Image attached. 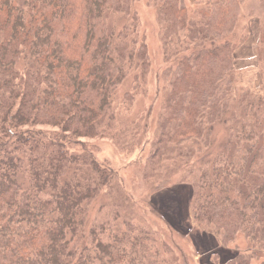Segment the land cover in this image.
I'll use <instances>...</instances> for the list:
<instances>
[{
	"label": "trees",
	"instance_id": "1",
	"mask_svg": "<svg viewBox=\"0 0 264 264\" xmlns=\"http://www.w3.org/2000/svg\"><path fill=\"white\" fill-rule=\"evenodd\" d=\"M136 1L0 0V264H156L152 233L133 222L126 198L113 196L110 217L77 246L87 205L103 190L111 197L116 176L91 153L65 147L119 136L114 95L131 69L144 75L149 62ZM146 1L156 6L164 60L175 58L163 71L164 108L145 160L154 172L167 158L186 164L193 146L208 147L214 124L226 122L236 23L242 13L264 21V0H207L191 15L180 0ZM108 15L131 17L109 27ZM245 109L258 112L263 101ZM255 115L229 135L233 157L205 160L179 181L199 227L222 244L243 234L264 250V115ZM255 258L238 253L229 264Z\"/></svg>",
	"mask_w": 264,
	"mask_h": 264
},
{
	"label": "rangeland",
	"instance_id": "2",
	"mask_svg": "<svg viewBox=\"0 0 264 264\" xmlns=\"http://www.w3.org/2000/svg\"><path fill=\"white\" fill-rule=\"evenodd\" d=\"M205 2L207 0H180L179 6L191 15L196 7ZM132 8L138 21L136 35L145 44L149 62L144 75L136 68L131 69L114 95L119 136L113 140L105 137L80 138L65 144L69 152L91 153L116 176L111 197L103 190L87 205L86 224L77 246H85L80 243L87 242L89 228L110 217L109 203L115 196L119 200L126 198L133 222L152 233L149 251L156 264H229L238 253L254 251L257 258L252 259L250 264H261L264 262V250L255 249L243 234H237L233 242L222 244L218 237L193 221L189 186L181 184L179 180L181 174L189 178L195 175L205 160L217 156L233 157L235 148L228 144L231 132L238 129L246 117L251 118L253 114L260 115L261 112L264 115V109L258 112L245 109L249 101L257 102L260 99L264 104V63L261 64L257 57V40L260 28H264V21L255 16L246 17L242 13L236 23L230 109L224 117L226 122L214 124L210 145L195 148L200 146L197 142L193 146L196 151L193 158L183 160L186 164L167 158L158 164L159 169L152 166L156 169L149 172L151 166L145 160L155 146L164 108L166 83L163 71L174 64L175 58L168 62L164 60L156 6L146 0H138ZM130 17L108 15L107 24L109 27H120L129 22ZM262 37L264 42V29ZM39 128L49 135L57 131L46 126Z\"/></svg>",
	"mask_w": 264,
	"mask_h": 264
}]
</instances>
